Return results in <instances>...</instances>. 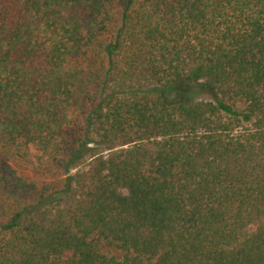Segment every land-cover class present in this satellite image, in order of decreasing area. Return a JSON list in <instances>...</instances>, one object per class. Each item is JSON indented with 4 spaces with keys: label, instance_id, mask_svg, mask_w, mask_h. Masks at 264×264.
Instances as JSON below:
<instances>
[{
    "label": "trees",
    "instance_id": "1",
    "mask_svg": "<svg viewBox=\"0 0 264 264\" xmlns=\"http://www.w3.org/2000/svg\"><path fill=\"white\" fill-rule=\"evenodd\" d=\"M0 264H264V0H0Z\"/></svg>",
    "mask_w": 264,
    "mask_h": 264
},
{
    "label": "rangeland",
    "instance_id": "2",
    "mask_svg": "<svg viewBox=\"0 0 264 264\" xmlns=\"http://www.w3.org/2000/svg\"><path fill=\"white\" fill-rule=\"evenodd\" d=\"M196 92L189 99H193L194 101H212L215 97L216 88L211 84H207L199 88ZM175 98L176 95L173 93H170L166 97L168 101H174ZM11 164L27 181L32 183H40L42 181L34 166L22 164L15 160H11ZM112 254L118 255V257L122 256L118 252H112Z\"/></svg>",
    "mask_w": 264,
    "mask_h": 264
}]
</instances>
